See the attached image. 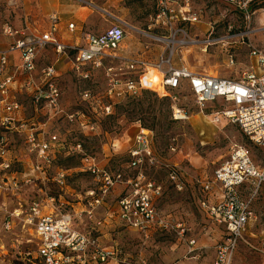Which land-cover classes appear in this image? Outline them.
Masks as SVG:
<instances>
[{
  "label": "rangeland",
  "instance_id": "374dc122",
  "mask_svg": "<svg viewBox=\"0 0 264 264\" xmlns=\"http://www.w3.org/2000/svg\"><path fill=\"white\" fill-rule=\"evenodd\" d=\"M166 1L175 12L186 3L189 13L196 14L197 23L180 25L173 16L156 24L153 17L159 0H2L0 22H8L16 28L27 24L31 30H36L45 28L49 15L57 13L64 21L101 33L115 17L127 23L124 46L128 52L135 46L143 49L149 41L145 33L156 35L160 40L150 46L148 60L173 49L175 64L223 77L239 76L245 71L252 46L264 51V0ZM134 28L144 34L135 33ZM177 28L185 29L187 36L177 33L172 42L170 31ZM52 60V53L46 51L39 65ZM58 66L62 72L58 85L63 113L47 121V130L57 133L67 144L80 143L85 155L94 157L96 164L110 174L118 172L125 180L138 177L142 187L148 182L159 185L160 194L152 198L156 212L169 223L182 222L189 232L180 237L170 228L141 232L125 224L118 217V201L131 194L128 183L116 182L101 204L89 205V190L93 189L100 196L101 183L83 171L81 154L66 157L61 152L49 170L50 179L35 180L31 172L33 155L27 151L23 138L0 128V136L6 137L10 148L11 171L6 173H14L19 180L12 190L0 189V264H43L36 257L34 232L23 219L33 200L53 196L57 208L59 195L65 203L59 210L65 209L72 215L76 230L90 234L102 247L118 249V256L98 264H210L215 245L223 240L225 232L222 226L210 222L199 208L203 193L197 180L210 178L214 169L228 158L234 144L247 146L253 161L260 165H264V148L253 145L237 125L213 122L212 103H207L206 110L200 113L188 92L180 93V105L189 115L186 120H173L168 100L147 89L138 96L112 104L109 113H105L102 103L83 101L80 94L89 89L105 102L101 75L95 74L92 80L83 81L70 72L68 65L59 63ZM19 99L29 118L33 114L29 100L24 95ZM68 114L74 117L69 119ZM38 117L32 120L36 126L44 119ZM80 120L85 123L83 126L94 124V129L88 132V128L79 124ZM141 128L151 132L155 160L137 169L129 165L128 150ZM172 168L177 170L176 181L170 178ZM59 169H66L67 174L62 185L51 180ZM2 173L0 170V177ZM28 175L32 176L30 182L21 181ZM41 203L44 211L52 210L45 201ZM254 210L257 214L254 234L240 243L233 264H264V194L255 201ZM98 220L102 222L100 225L96 223ZM187 238L196 242L191 252Z\"/></svg>",
  "mask_w": 264,
  "mask_h": 264
},
{
  "label": "built area",
  "instance_id": "2783aa9c",
  "mask_svg": "<svg viewBox=\"0 0 264 264\" xmlns=\"http://www.w3.org/2000/svg\"><path fill=\"white\" fill-rule=\"evenodd\" d=\"M186 7L185 3L175 12L166 0H159L153 21L158 24L163 18L174 16L180 25L197 23L196 14L189 13ZM108 22L109 26L101 33H93L68 22L66 29L72 35L69 40L62 35L61 18L57 13L49 15L45 28L36 30H31L27 24L16 28L8 22H0V128L23 138L27 151L33 155L31 172L35 180L45 182L50 179L49 170L61 152L66 156L81 154L83 171L101 183L100 196L93 189L89 190V205L101 204L116 182L128 183L132 188L131 194L118 201V217L125 224L141 232L170 228L183 237L189 228L182 222L165 221L153 207L152 198L160 194L159 185L148 182L142 187L138 177L125 180L118 172L110 174L96 164L94 157L85 155L80 143L67 144L57 133L47 130V121L63 113L58 85L62 72L58 64L68 65L70 72L83 81L92 80L95 74L101 75L105 102L103 98H96L89 89L80 94L83 101L102 103L105 113H109L112 104L129 96H138L147 89L169 99L173 120H186L189 115L180 105V93L188 92L200 113L206 110L207 103H212L210 117L213 122L226 121L237 125L253 145L264 148V51L252 46L245 71L239 76L223 77L191 71L182 64H175L173 49L148 60L150 46L160 40L156 35L145 33L149 41L143 49L128 52L124 46L128 36L127 23L115 17ZM134 32L144 34L136 28ZM177 33L187 36L185 29L177 28L170 31L172 42ZM46 51L52 53L53 60L40 66V57ZM23 95L33 111L29 118L25 116L23 101L19 99ZM37 117L44 119L36 126L32 120ZM67 117L72 119L74 114ZM79 124L83 126L85 123L80 120ZM83 127L91 132L94 124L86 123ZM150 133L141 128L134 135L133 145L128 150L132 168L141 169L144 163H154ZM9 151V142L1 135L0 170L3 173L0 189L4 190L8 187L12 190L19 181L14 173H6L11 171ZM169 174L172 180L178 179L175 168ZM66 175V169H59L51 180L62 185ZM31 177L28 175L21 181L28 183ZM197 183L204 195L199 199V208L210 222L222 226L225 232L223 240L215 245V255L210 264H232L238 246L245 242L250 228L257 221L254 203L264 192V165L253 161L247 146L234 144L228 158L214 169L212 176L197 180ZM60 197L57 208L53 196L42 199L51 206L49 212L42 208V201L33 200L23 219L36 237V257L43 264H98L118 256V249L102 247L90 234L74 228L72 215L65 209L59 210L65 204ZM88 216L91 217L90 210ZM96 223L100 225L102 222L98 220ZM187 243L189 252L193 251L195 240L187 238Z\"/></svg>",
  "mask_w": 264,
  "mask_h": 264
},
{
  "label": "crops",
  "instance_id": "0c3cea01",
  "mask_svg": "<svg viewBox=\"0 0 264 264\" xmlns=\"http://www.w3.org/2000/svg\"><path fill=\"white\" fill-rule=\"evenodd\" d=\"M68 22H70V21H64L62 18H61V30H62V35H63V37L66 39V40H69V39H71V34L68 32V30L66 29V24L68 23ZM76 26H78V27H82V26H79V23H76L75 24ZM140 48H139V46H135L133 49H131V50H133L134 52L135 51H137V50H139ZM262 194H264V192H262ZM204 197V195L201 197V198H203ZM203 213V212H202ZM256 224H257V221H256V223L250 228V234L249 235H253L254 234V228H255V226H256ZM218 225V224H217ZM220 226V225H219ZM238 249V248H237ZM214 255H215V252H214ZM214 258V257H213ZM213 260V259H212ZM211 263V262H210ZM233 264V263H232Z\"/></svg>",
  "mask_w": 264,
  "mask_h": 264
},
{
  "label": "bare ground",
  "instance_id": "6f19581e",
  "mask_svg": "<svg viewBox=\"0 0 264 264\" xmlns=\"http://www.w3.org/2000/svg\"><path fill=\"white\" fill-rule=\"evenodd\" d=\"M206 43L204 45H206ZM203 50H205V49L203 48ZM183 60L186 61V55H183Z\"/></svg>",
  "mask_w": 264,
  "mask_h": 264
},
{
  "label": "trees",
  "instance_id": "16d2710c",
  "mask_svg": "<svg viewBox=\"0 0 264 264\" xmlns=\"http://www.w3.org/2000/svg\"><path fill=\"white\" fill-rule=\"evenodd\" d=\"M162 98H165L166 100H168V102H169V99L167 98V97H162ZM67 157V156H66Z\"/></svg>",
  "mask_w": 264,
  "mask_h": 264
}]
</instances>
